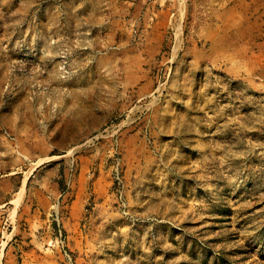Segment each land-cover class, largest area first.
I'll use <instances>...</instances> for the list:
<instances>
[{"label":"rangeland","instance_id":"rangeland-1","mask_svg":"<svg viewBox=\"0 0 264 264\" xmlns=\"http://www.w3.org/2000/svg\"><path fill=\"white\" fill-rule=\"evenodd\" d=\"M0 264H264V0H0Z\"/></svg>","mask_w":264,"mask_h":264},{"label":"crops","instance_id":"crops-1","mask_svg":"<svg viewBox=\"0 0 264 264\" xmlns=\"http://www.w3.org/2000/svg\"><path fill=\"white\" fill-rule=\"evenodd\" d=\"M92 131H93V130H92ZM68 135H69V137H68L69 140H72V141H74V140H83V137H81V136L79 137L77 133L70 132V133H68ZM41 158H45V157H40L39 159H41ZM39 159H37V160H39ZM37 160H35L34 163L37 164V162H38ZM41 160H42V159H41ZM44 162H45V161H44ZM44 162L39 163L38 168H40V166H42V164H44ZM27 189H28V187L26 188V192H25V193H27Z\"/></svg>","mask_w":264,"mask_h":264}]
</instances>
